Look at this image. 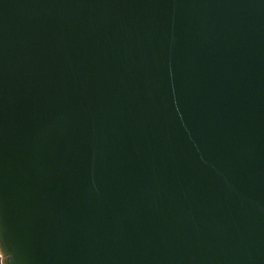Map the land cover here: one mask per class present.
<instances>
[{"label": "water", "instance_id": "obj_1", "mask_svg": "<svg viewBox=\"0 0 264 264\" xmlns=\"http://www.w3.org/2000/svg\"><path fill=\"white\" fill-rule=\"evenodd\" d=\"M0 231L11 264H264V0H0Z\"/></svg>", "mask_w": 264, "mask_h": 264}, {"label": "snow or ice", "instance_id": "obj_2", "mask_svg": "<svg viewBox=\"0 0 264 264\" xmlns=\"http://www.w3.org/2000/svg\"><path fill=\"white\" fill-rule=\"evenodd\" d=\"M0 258L6 260V264H11L10 250L3 239L2 231H0Z\"/></svg>", "mask_w": 264, "mask_h": 264}]
</instances>
